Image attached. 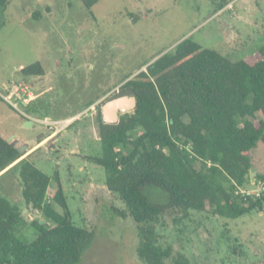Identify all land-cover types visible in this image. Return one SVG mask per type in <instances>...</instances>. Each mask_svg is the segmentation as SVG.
<instances>
[{"label": "rangeland", "instance_id": "obj_1", "mask_svg": "<svg viewBox=\"0 0 264 264\" xmlns=\"http://www.w3.org/2000/svg\"><path fill=\"white\" fill-rule=\"evenodd\" d=\"M186 37L232 60L246 57L264 46V0H99L91 11L80 0L0 2V135L26 146L24 156L31 153L44 173L57 172L71 221L93 231L76 264H145L135 224L90 159L101 153L97 114L107 93ZM35 62L42 75L21 73ZM250 155L254 182L264 174V144ZM19 179L18 169L5 174L1 194L20 207L21 236L30 241L36 231L29 222L42 214L26 205ZM260 185L241 190L255 193ZM147 192L166 201L159 188ZM157 230L173 254L197 264H264V210L236 218L178 210L162 216Z\"/></svg>", "mask_w": 264, "mask_h": 264}, {"label": "trees", "instance_id": "obj_2", "mask_svg": "<svg viewBox=\"0 0 264 264\" xmlns=\"http://www.w3.org/2000/svg\"><path fill=\"white\" fill-rule=\"evenodd\" d=\"M80 1L91 11L99 0ZM21 73L40 76L44 69L35 62ZM120 90L135 93V107L114 122H104L99 108L101 153L90 159L103 167L107 189L135 224L145 264H197L163 245L157 224L178 210L222 218L264 210V174L254 182L250 174V153L264 144V46L232 60L186 37ZM25 153L0 135V180L18 169L26 205L42 214L29 222L35 237L23 240L26 220L0 187V264H76L94 233L71 221L57 172L44 173ZM257 182L258 192H241ZM150 186L166 201H153Z\"/></svg>", "mask_w": 264, "mask_h": 264}, {"label": "water", "instance_id": "obj_3", "mask_svg": "<svg viewBox=\"0 0 264 264\" xmlns=\"http://www.w3.org/2000/svg\"><path fill=\"white\" fill-rule=\"evenodd\" d=\"M155 59L156 58L151 60L148 64L153 62ZM135 104H136V96H135V93L133 91H130V90L121 91L120 89H118V90H116V92L112 96L105 99L104 102L102 103L101 108H100L101 114H102V119L104 120V122H114L118 119L119 114L131 111L135 107ZM29 119H31V118H29ZM31 120H26V124L27 125L31 124L32 123ZM6 140L8 142H13V141H11V138L6 139ZM33 142H36V141L33 140L32 143ZM25 148H27V147L24 146V147L18 148V149L20 151H22ZM253 170H254V168H251V177L253 175ZM252 179H253V177H252ZM41 222H43V220H41Z\"/></svg>", "mask_w": 264, "mask_h": 264}, {"label": "built area", "instance_id": "obj_4", "mask_svg": "<svg viewBox=\"0 0 264 264\" xmlns=\"http://www.w3.org/2000/svg\"><path fill=\"white\" fill-rule=\"evenodd\" d=\"M18 90V88H15V92ZM6 101H8L12 106H13V108H15V109H17V110H19L18 108H17V106H16V104H14V103H11L10 101H9V99H8V97H10V95H8L7 97L6 96H3V95H1ZM20 112L25 116V117H28V118H30V116H28L25 112H23V111H21L20 110ZM32 120H35L34 118H31ZM241 192H243V193H250V192H246V191H244V190H241Z\"/></svg>", "mask_w": 264, "mask_h": 264}, {"label": "flooded vegetation", "instance_id": "obj_5", "mask_svg": "<svg viewBox=\"0 0 264 264\" xmlns=\"http://www.w3.org/2000/svg\"><path fill=\"white\" fill-rule=\"evenodd\" d=\"M115 92H116V90L113 91V92H109V93H107V94L104 96L103 100H101V101H102V102H101V105H102V103L104 102L105 99H107L108 97L112 96ZM100 108H101V106H100Z\"/></svg>", "mask_w": 264, "mask_h": 264}, {"label": "crops", "instance_id": "obj_6", "mask_svg": "<svg viewBox=\"0 0 264 264\" xmlns=\"http://www.w3.org/2000/svg\"><path fill=\"white\" fill-rule=\"evenodd\" d=\"M29 93H31V92H29ZM22 103H24V105H27V102H25V101H22ZM64 122H68V120H64ZM45 138V137H44ZM43 140V139H42Z\"/></svg>", "mask_w": 264, "mask_h": 264}]
</instances>
